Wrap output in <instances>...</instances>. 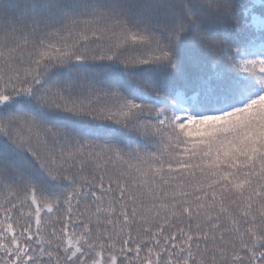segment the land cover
Returning <instances> with one entry per match:
<instances>
[{
    "label": "snow or ice",
    "instance_id": "1",
    "mask_svg": "<svg viewBox=\"0 0 264 264\" xmlns=\"http://www.w3.org/2000/svg\"><path fill=\"white\" fill-rule=\"evenodd\" d=\"M0 264H264V0H0Z\"/></svg>",
    "mask_w": 264,
    "mask_h": 264
},
{
    "label": "trees",
    "instance_id": "2",
    "mask_svg": "<svg viewBox=\"0 0 264 264\" xmlns=\"http://www.w3.org/2000/svg\"><path fill=\"white\" fill-rule=\"evenodd\" d=\"M194 138H195V136H194Z\"/></svg>",
    "mask_w": 264,
    "mask_h": 264
}]
</instances>
